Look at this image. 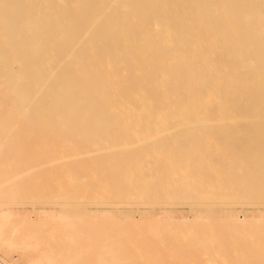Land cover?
Here are the masks:
<instances>
[{
	"label": "rangeland",
	"instance_id": "1",
	"mask_svg": "<svg viewBox=\"0 0 264 264\" xmlns=\"http://www.w3.org/2000/svg\"><path fill=\"white\" fill-rule=\"evenodd\" d=\"M211 263L264 264V0H0V264Z\"/></svg>",
	"mask_w": 264,
	"mask_h": 264
},
{
	"label": "bare ground",
	"instance_id": "2",
	"mask_svg": "<svg viewBox=\"0 0 264 264\" xmlns=\"http://www.w3.org/2000/svg\"><path fill=\"white\" fill-rule=\"evenodd\" d=\"M222 2H223V1H222ZM233 3H234V2H233ZM236 3H237V2H236ZM236 3H235V4H236ZM255 4H256V2H255ZM221 5H222V4H221ZM211 6H212V5H211ZM14 10H15V8H14ZM231 10H232V9H231ZM232 12H233V10H232ZM162 13H163V12H162ZM164 13H165V12H164ZM232 14H233V13H232ZM55 15H56V14H55ZM79 15H80V14H79ZM225 16H226V15H225ZM85 18H86V17H85ZM180 18H181V17H180ZM234 19H235V18H234ZM238 19H239V18H238ZM93 21H94V20H93ZM95 21H96V20H95ZM95 21H94V22H95ZM213 21H214V20H213ZM233 21H234V20H233ZM233 21H232V22H233ZM238 21H239V20H238ZM229 22H230V21H229ZM135 23H136V22H135ZM166 23H167V22H166ZM220 23H221V22H220ZM222 23H223V22H222ZM164 25H165V24H164ZM232 25H233V24H232ZM232 25H231V26H232ZM154 26H155V25H154ZM242 26H243V23H242ZM233 27H234V26H233ZM220 28H221V27H220ZM237 28H238V27H237ZM89 29H90V28H89ZM173 29H174V28H173ZM245 29H246V28H245ZM32 30H33V29H32ZM126 31H127V30H126ZM241 31H242V30H241ZM221 33H222V32H221ZM254 33H255V32H254ZM86 35H87V34H86ZM151 35H152V34H151ZM154 35H155V34H154ZM79 38H80V37H79ZM172 41H173V40H172ZM70 43H71V42H70ZM76 45H77V44H76ZM76 45H75V46H76ZM86 46H87V45H86ZM106 47H107V46H106ZM32 48H33V47H32ZM32 48H31V49H32ZM75 48H76V47H75ZM33 49H34V48H33ZM116 49H117V48H116ZM71 52H72V51H71ZM71 52H70V53H71ZM116 54H117V53H116ZM106 55H107V54H106ZM38 57H39V56H38ZM67 57H68V56H67ZM67 57H66V58H67ZM138 57H139V56H138ZM98 58H99V56H98ZM91 60H92V59H91ZM94 60H95V59H94ZM53 62H54V61H53ZM77 62H78V61H77ZM59 64H60V63H59ZM210 64H211V63H210ZM75 65H76V64H75ZM79 65H80V64H79ZM47 66H48V65H47ZM71 66H72V65H71ZM57 67H58V66H57ZM80 67H81V66H80ZM103 67H104V66H103ZM55 69H57V68H55ZM209 70H210V68H209ZM48 71H49V70H48ZM84 75H85V73H84ZM51 76H52V75H51ZM246 77H247V76H246ZM246 77H245V78H246ZM182 78H183V77H182ZM47 80H48V79H47ZM193 80H194V79H193ZM42 87H43V86H42ZM194 87H195V86H194ZM218 87H219V86H218ZM39 90H40V89H39ZM40 91H41V90H40ZM42 93H43V92H42ZM35 94H36V93H35ZM120 96H121V95H120ZM253 96H254V95H253ZM241 97H242V96H241ZM241 97H240V98H241ZM62 98H63V96H62ZM64 98H65V97H64ZM236 99H237V98H236ZM252 99H253V98H252ZM252 99H251V100H252ZM254 99H256V98H254ZM251 100H250V101H251ZM58 101H59V100H58ZM109 101H110V100H109ZM231 101L233 102L232 98H231ZM239 101H240V100H239ZM239 101H238V103H239ZM53 102H54V101H53ZM232 102H230V103H232ZM234 102H235V101H234ZM236 102H237V101H236ZM236 102H235V103H236ZM245 102H246V101H245ZM248 102H249V101H248ZM65 103H66V102H65ZM68 103H69V102H68ZM228 103H229V102H228ZM238 103H237V104H238ZM250 103H251V102H250ZM233 104H234V103H232V105H233ZM239 104H240V103H239ZM15 105H16V104H15ZM246 105H247V104H246ZM250 105H251V107H252V104H250ZM16 106H17V105H16ZM229 106H230V105H229ZM233 106H234V105H233ZM243 106H244V105H243ZM69 107H70V106H69ZM236 107H237V105H236ZM245 107H246V106H245ZM244 109H245V108H244ZM250 109H251V108H250ZM197 110H198V109H197ZM233 110H234V108H233ZM242 110H243V109H242ZM251 110H252V109H251ZM254 110H255V109H254ZM59 111H60V110H59ZM51 113H52V112H51ZM239 113H240V112H239ZM245 113H246V112H245ZM247 113H248V112H247ZM247 113H246V114H247ZM22 114H23V113H22ZM100 114H101V113H100ZM249 114H250V113H249ZM109 115H110V114H109ZM244 115H245V114H244ZM243 117H244V116H243ZM251 119H252V118H251ZM252 120H253V119H252ZM252 120H251V121H252ZM211 121H212V120H211ZM239 121H241V120H239ZM243 121H244V120H243ZM241 122H242V121H241ZM99 123H100V121H99ZM182 147H183V146H182ZM180 149H181V148H180ZM55 202H56V201H55ZM65 202H66V201H65ZM72 202H73V201H72ZM93 202L98 203V201H93ZM117 202H118V201H117ZM100 203H101V201H100ZM92 205H93V203H92ZM96 205H97V204H96ZM94 206H95V205H94ZM32 207H33V206H32ZM90 207H91V205H90ZM113 207H115V205H113L112 208H113ZM119 207H120V206H119ZM86 208H87V207H86ZM94 208H95V207H94ZM1 209H4V208H1ZM32 211H33V210H32ZM80 212H81V211H80ZM60 217L62 218V216H60ZM61 218H60V220H61ZM53 219H56V218H53ZM72 219H73V218H72ZM69 220H70V218H69ZM53 221H54V220H53ZM55 221H56V220H55ZM63 221H64V220H63ZM74 221H75V220H74ZM207 250H208V249H207ZM208 260H209V259H208ZM211 264H212V263H211Z\"/></svg>",
	"mask_w": 264,
	"mask_h": 264
}]
</instances>
